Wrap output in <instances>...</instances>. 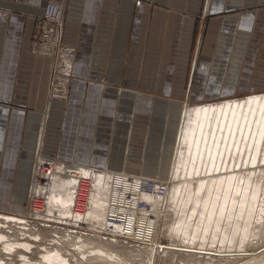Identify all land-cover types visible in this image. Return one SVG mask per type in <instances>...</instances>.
Here are the masks:
<instances>
[{"label":"crops","instance_id":"obj_1","mask_svg":"<svg viewBox=\"0 0 264 264\" xmlns=\"http://www.w3.org/2000/svg\"><path fill=\"white\" fill-rule=\"evenodd\" d=\"M47 1L0 0V208L25 209L39 146L67 166L168 181L188 106L177 99L190 66L182 38H192L196 17L165 7L197 15L201 0H158L149 42V0H53L64 10V41L77 48L67 100H48L52 62L30 48ZM259 6L208 1L210 16L223 15L213 19L215 49L192 77L196 104L264 90V8L251 10ZM147 65L159 76L143 74Z\"/></svg>","mask_w":264,"mask_h":264},{"label":"rangeland","instance_id":"obj_2","mask_svg":"<svg viewBox=\"0 0 264 264\" xmlns=\"http://www.w3.org/2000/svg\"><path fill=\"white\" fill-rule=\"evenodd\" d=\"M208 1L201 0L200 13L197 15H194L187 5L180 9L165 7L167 11L175 10L183 13L185 17H196L192 38L189 39L186 35L182 38L183 43H190L188 49L190 66L189 74L184 81L186 88L182 89L183 91L177 99L188 101L187 104L190 108L220 107L235 101H241L255 93L263 95L264 90L254 93L242 92L236 96L213 99L199 104H196L199 101L191 99V83H193L192 77L195 68L200 64L204 55L212 54L215 49L214 29L217 24L213 19L223 15L210 16ZM148 2L153 9L147 38L149 42L154 37L153 21L156 8L160 6V2L158 0H149ZM260 8L263 9L264 6L254 7L251 10ZM38 20L36 21V27ZM36 31L35 28L31 50H33V45L37 41ZM64 43L68 44L65 41ZM68 45L75 47L77 50L75 45ZM182 50L186 52V46H183ZM39 51H41V48L38 47L37 52ZM146 59H148L147 52ZM159 68H154L153 65L148 68L147 65L143 74H150L149 77L159 76ZM48 82H50V78ZM195 86L197 87V85ZM152 91L154 93L158 90ZM47 98L51 100L50 91ZM39 110L41 119L38 131L40 133L43 119L46 127L47 117L49 118V116L44 105ZM185 110L182 116L184 120L189 109L186 112ZM138 134L143 136L144 131L140 130ZM145 136L142 137L144 141L146 140ZM179 138H181L180 132L178 140ZM199 139L194 138L191 140V144L188 147L185 146L184 149L186 152L189 151L188 157L195 153V156L193 155L191 158L196 159V164H200L198 165L200 167L199 171L195 170L197 173L193 174L189 170L188 164V169L184 167V174L181 178H174V180L171 179L172 177L169 178V193L172 184L185 185L180 200L173 204L171 195L166 194L160 203L162 206L155 204L149 209L141 210L142 214H138L139 212L136 215L133 214V217L128 214L130 217L123 219L125 222H121L117 226L111 224L115 228L113 231H110V225L107 222L109 220L108 213H111L108 210H106L108 213L103 212L104 221L101 223L82 224L73 222V220L69 221L65 216L59 217L57 210H60V208H57V206L48 208V195L46 192L39 193L35 197L37 181L33 172L34 179L32 178L25 209L22 212H17L0 208V264H264V166H262L263 168L260 166L264 165V160H262L264 159V143L259 147L258 160L252 161L250 159L252 153H254L253 146H248L249 144L246 141H244L245 146H242V148L231 145V149H233H227L226 152L224 151V155L220 156L219 152L217 154L210 153V145L201 143ZM234 142L235 144L238 143ZM234 142L233 145H235ZM239 148H241L240 151H238ZM176 149L179 150L178 147ZM227 152L230 153L225 156ZM198 153L199 155H197ZM200 153L202 156H200ZM35 156L34 168L38 167V171L39 167L43 165L42 162L54 160L47 158L49 156L40 150V146L38 150L36 149ZM50 157L57 159L54 156ZM54 162L65 164L55 160ZM175 164L177 165V162ZM176 165L174 166L176 167ZM211 166L215 168L216 177L214 180L216 182L214 181L215 185L207 190V187H210L208 185L211 180L210 170L208 171L207 168H211ZM230 174H233L237 180L232 178L233 181L230 182ZM129 176L135 177L134 175ZM152 180L159 179L154 178ZM164 182L167 183V181ZM40 183L45 186V181ZM200 187H202L201 192H199ZM254 188H257V195H254L252 191ZM84 201L81 199V202ZM53 210L54 213L50 214V211L53 212ZM37 212H40V214ZM125 229H128L131 233L122 235L119 232L126 233ZM244 237L246 240H244ZM57 252L58 256L60 255L59 260L45 258L50 254H57Z\"/></svg>","mask_w":264,"mask_h":264},{"label":"bare ground","instance_id":"obj_3","mask_svg":"<svg viewBox=\"0 0 264 264\" xmlns=\"http://www.w3.org/2000/svg\"><path fill=\"white\" fill-rule=\"evenodd\" d=\"M55 3L59 5L63 14V21H64L63 7L60 3L58 2ZM31 51L33 52V50ZM33 53L35 55L37 54L39 56L48 58V56H46L45 54H40L35 52ZM50 60L52 61V59ZM75 60H76V55L74 56V58L72 57L71 59L66 60L67 72L69 71L70 66H72L73 68ZM50 89L51 86L49 84L48 91H50ZM69 95L67 98H57L55 96H52L51 99L67 100L69 98ZM185 109L188 111L186 112L185 110L186 119L184 120L182 117L183 121H181L180 130H179L181 138H179L178 140L179 142L177 144L179 150L176 149L175 152V159L173 162L172 172L170 174L172 177L171 179L174 180V178H181L182 175L184 174L183 170L185 168L188 169V164H189V170H191L193 174L197 173L195 172V170L199 171L200 167H198V165L200 164L198 163L196 164V159L191 158V156H193L195 153L194 154L191 153L192 155L188 157L189 151L186 152L184 150L185 146L188 147L191 144V140H193L194 138L196 139L200 138L199 140H201V143H205V145H210V153L217 154L219 152L220 156L222 154L224 155V151L226 152L227 149L232 150L233 148L231 149V145L233 147L237 146L242 148V146H245L243 144L244 141H246V143L248 142L247 144H249L248 146L250 145L253 146L254 153H252V157L250 160L252 161L258 160L259 147L264 143V94L261 95L256 93L254 95L248 96L246 99H243L241 101H235L220 107L210 106V107L190 108L189 106H185ZM211 140L214 141L213 144ZM234 141L238 143L235 144ZM233 142L235 145L232 144ZM241 148H239L238 151H240ZM201 153L200 156H202ZM229 153L230 152L225 153V156L229 155ZM197 155H199V153ZM176 162L177 165L175 164ZM42 163L43 165H41L40 162L41 166L39 167V171H38V167L34 168L33 171L34 177L37 181L35 197H37L39 193L46 192L48 195L47 198L49 205L48 208H55L57 206V208H60V210H57L59 217L65 216V218L69 219V221L73 220V222L75 221L76 223H82V224H91L92 222L101 223L104 221L103 212L108 210L111 213H108L106 211L109 215L108 216L109 220L107 222L111 227H113V229L112 230L110 229V231L115 230L113 225L117 226L121 222H125V220L123 219H128L130 217L129 215L133 217V214L136 215L138 212H139L138 214H140L141 213L140 211L143 210V209H139V203L141 201L148 202L151 207H153L155 204L159 206V204L163 201V198H165L166 194H169L171 195L170 197L173 200V204H174V202L176 203L178 200H180V195L184 191V187H185V185H181V184L175 185V183L173 182L174 184L171 185L172 189L169 193L168 189L170 186V180L167 181V183L161 180H155V181H159L162 185L165 186L164 194L160 195L157 190L156 192H147V184L143 182V179L145 177L142 176L130 177L128 175L120 174V173L115 174V173L103 172L97 170H88L81 166H75V165L67 166L65 164H59L58 162H54V160L42 162ZM174 165H176V167ZM260 166L262 167L264 165H260ZM207 169L208 171L210 170V179H211L210 182L208 181L209 182L208 186H210L207 187L208 190V188H211L213 187V185H215L216 181L214 179L216 177V174L214 172L215 168H213L212 166L211 168H207ZM206 175L208 174L206 173ZM229 178L230 180L229 179L228 180L231 182V180L233 181L232 178L235 177L233 174H230ZM41 181H45V186L41 185L40 183ZM255 185L257 186V184ZM201 188L202 187H200L199 192L202 191ZM203 190L205 189L203 188ZM252 191L254 195L258 194L256 193L257 188H254ZM81 199L85 201L81 202ZM160 205L162 206V204ZM86 206L88 209L86 208ZM37 213L40 214V212ZM52 213H54V210L53 212L50 211V214ZM104 223L106 224V222ZM119 232L122 235H129L131 233L128 229H125L126 233L121 231ZM244 240H246L245 237ZM59 257L60 255L58 256V252H57V254L55 253H53V255L50 254L48 257L45 258H48L50 260H57V259L59 260L60 259Z\"/></svg>","mask_w":264,"mask_h":264},{"label":"built area","instance_id":"obj_4","mask_svg":"<svg viewBox=\"0 0 264 264\" xmlns=\"http://www.w3.org/2000/svg\"><path fill=\"white\" fill-rule=\"evenodd\" d=\"M6 11L0 10V20H6ZM36 27L37 41L33 45V52L45 54L48 58L52 59V68L50 73V96L57 98H67L70 94L71 79H72V66L67 72L66 60L71 59L76 55L75 47L65 44L63 14L57 3L48 1L43 8V17L38 20ZM38 47L41 51L37 52ZM143 182L147 184V192H156L163 195L165 186L159 181L144 178ZM151 206L146 201L139 203V209H149ZM109 229H113L110 226Z\"/></svg>","mask_w":264,"mask_h":264}]
</instances>
